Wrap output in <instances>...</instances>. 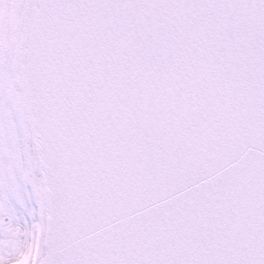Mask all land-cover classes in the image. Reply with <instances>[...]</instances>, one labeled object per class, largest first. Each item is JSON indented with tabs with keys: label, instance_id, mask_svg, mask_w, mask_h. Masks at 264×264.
<instances>
[{
	"label": "snow or ice",
	"instance_id": "1",
	"mask_svg": "<svg viewBox=\"0 0 264 264\" xmlns=\"http://www.w3.org/2000/svg\"><path fill=\"white\" fill-rule=\"evenodd\" d=\"M0 264H264V0H0Z\"/></svg>",
	"mask_w": 264,
	"mask_h": 264
}]
</instances>
